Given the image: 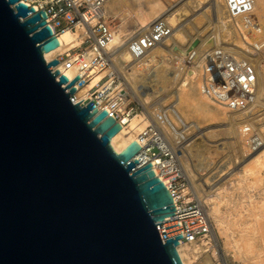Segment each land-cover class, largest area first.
Wrapping results in <instances>:
<instances>
[{
    "label": "water",
    "instance_id": "water-1",
    "mask_svg": "<svg viewBox=\"0 0 264 264\" xmlns=\"http://www.w3.org/2000/svg\"><path fill=\"white\" fill-rule=\"evenodd\" d=\"M57 45L43 10L0 0V264H182L171 194L135 142L111 148L117 121L71 101Z\"/></svg>",
    "mask_w": 264,
    "mask_h": 264
},
{
    "label": "bare ground",
    "instance_id": "bare-ground-1",
    "mask_svg": "<svg viewBox=\"0 0 264 264\" xmlns=\"http://www.w3.org/2000/svg\"><path fill=\"white\" fill-rule=\"evenodd\" d=\"M27 1L29 0H26V2ZM178 4L175 9L165 14V12L168 9L167 10L164 9V11L160 13L163 10V5L161 4L159 0H109L105 5V9L106 7H109L110 9H113L114 11H115L114 8H116V10L119 8L118 10L120 11L122 7H128L130 9L131 11L130 15L134 17L136 24L140 26L137 32L139 31L141 32V30L146 28V26L148 27L151 22H153L159 17H164L166 21L169 23V25L171 26V28H172V25H174L173 23L175 22V20L178 17H180V15L181 17L183 16V20H182L183 22L175 23V26L172 28L173 29L172 35L169 38L171 39L170 43H167L168 41L166 40L162 45L155 47L150 53L144 55L143 57L134 56L135 54L132 51H130V49L127 48V46L124 47L125 50L120 49V46H122L123 39L124 38L127 39L128 35H130L131 33H126V31L122 30L121 28H118L114 31H110V34L107 40L103 43L102 48L106 50V52L110 51L111 54L113 51L116 52L115 57L114 55L111 57L109 56L110 57L109 67L94 74V76L85 85H83L81 88H77L74 93V97L75 99L79 100L83 104H85L89 100H92L94 96L99 97L98 93H99V90L101 89L99 80L103 78L105 75L109 76L113 74L114 73L113 67L115 66L116 68H119L120 70L127 68L126 71L123 70L124 73L122 74H124V77H125L124 79H126V82H127L126 84L128 85V87H130L132 90L135 91L137 87L136 85L137 80L141 79L140 76L138 78V75H139L138 73L141 72V69L143 70L144 67L149 66V64L151 63L153 64V66H155L154 63H156L157 61L156 59H158L156 58V56L160 55V57L164 59L163 61H166L170 59L169 55L172 54L176 57V58L174 57L175 60L172 59L175 62L176 60H178L177 58L180 57V61L178 60V63L176 64V67H175L176 73L174 74L175 75L174 77H175L176 83L175 82L174 83L176 87L173 86L174 90L171 95L173 97L172 103H171L172 106L169 108V111H170V114L172 115L173 120L181 121V122L184 119L186 120L187 117L184 113L186 112L184 111V108H188L190 110L189 113H193V112L197 113V115L202 116L204 119L214 122L213 123L214 126L217 123V124H222L224 128L229 127V126H231V128L233 127V129L237 128L238 131L237 129L235 130L237 131L238 135L237 134L236 135L240 139L238 140V142L241 140H244L242 138L244 136L242 135H245V133H247L249 130H252L250 126L248 127L249 124L246 121V118L249 116V115H246L248 113L246 111L232 112L229 109H227L226 106L217 104L211 101L209 98H207L201 93L200 86H201V76L204 73V68L206 66L207 61L210 59L209 57H210L211 51L213 50V47H215V45H221V44L223 45L224 43L229 42L227 43V44H230L228 45L229 46L228 49L232 52L234 51L237 52V53H234L237 57H239L241 54L246 53L247 51L249 52V47L246 45L245 41L238 35V33L235 32L234 27L231 24V21L228 17L227 11L225 9V6L222 0H186L185 2L182 1L181 5H178ZM124 10H128V9L125 8ZM253 12L257 17L258 27L254 32L251 33L250 38L246 37V40L251 43H255V44H259V43L263 44V55H262L263 59H261V61H259L257 64V72H256L257 78H256V82L254 85L253 92L255 94L257 90L259 94L257 95L260 98V102H259L260 107L264 109V106H263L264 105V0H254ZM128 14H129V10H128ZM185 24L187 25L186 27L187 29L185 28ZM188 29H190V32L192 31V33H189L190 36H188L190 40L194 38V36H196L199 39L198 46L196 45L195 49H193L192 52L191 50L186 51L187 48L185 47L183 48L181 46L183 41H179V42H182L181 44L175 43L178 40L176 36L179 33L186 34L188 32ZM133 34H135V32ZM55 38L57 40L58 45L52 50H49L43 53V57L45 58V60H50L56 57L58 54L66 52L69 48H72V47L74 48L76 46H79L82 40L81 30L79 28H76L75 31H66L62 34H59ZM223 40H226V41L222 42ZM187 41L186 43L189 45V42ZM178 44H180L179 47L177 46ZM187 44H184V45H187ZM206 44H209V46L207 45L208 48L203 49ZM176 46H177L176 51H178V49L180 48L182 51L181 53L176 52V51L174 52ZM192 48L194 47H192V43H191L188 49H192ZM180 54L181 56H179ZM172 57L173 56H171V58ZM54 68L58 69L60 72L65 74L69 79L72 78L74 74H76V70L74 68L64 69L62 68V65L59 63L56 64ZM197 77L200 78V81L199 79H197ZM111 82L112 80L110 78H107L104 84L111 85L112 84ZM94 85H96L98 89H96L95 91H92L91 92L92 94H90L89 90L92 89ZM138 86L140 87L139 84ZM128 87L126 86L125 88L128 89ZM117 88H118V85L113 86V90L108 94L109 96L108 98L114 97L116 95L114 91L117 90ZM137 90L139 91V89ZM117 93H118V90H117ZM135 94H138L137 96H139V93H135ZM144 96H145V93L142 95L143 99H144ZM254 102L255 101H253L252 106L253 104L255 106L256 102L255 103ZM109 104L110 103L109 102L107 103V100L100 99V104L98 106L100 107L99 109L106 110L108 113L107 114L108 116L112 113L111 110L109 109ZM259 104H256V106ZM254 106H253V109H254ZM256 106H255V109H256ZM150 112L152 113V111ZM258 113H260V111ZM254 115L257 117L256 114H253V118L255 117ZM258 116H260V114ZM145 118L146 117H143L142 115H138V114L131 116V117L126 116V115L120 116L119 121H117L120 124V129L115 135L111 137L109 143L112 149L118 153L125 146H127L130 142H135L139 146V150L136 154V158L139 160L140 164L146 161L150 162L151 169L154 172L155 176H157L158 178H160L162 182H164L165 179L164 177L161 176L159 169L163 164H165V162H162V163L160 161L155 162L153 159L149 157V154L146 151L147 150L146 142L149 140L150 137H148V134L146 137V133H145L146 125H147L146 123H148L149 121ZM250 118L252 119V117ZM168 123L170 122H167V124ZM257 126H259V123ZM162 127L164 128V126ZM257 128L255 130H257ZM225 129L227 130L229 128H225ZM208 130L210 129H207V130L205 129V131H208ZM235 130H233L234 133L236 132ZM261 138L263 137H261L260 131H256V134H254L253 136H250V138H246V141H247L246 144L248 145L246 150L243 149V146L242 148L240 146V148L242 149V152L240 153L246 155L247 152H249L248 153L249 158L248 160L247 159L245 160L246 163L243 162L244 164L240 165L242 166L241 168L238 167L240 169H238L237 172L233 171L236 174L235 178L231 179V181L229 182H226V184L224 181V184L222 182V184L217 185L216 187L214 186L213 182H210V183L206 182V185L210 184L214 186L213 190L217 191V193L219 194L221 206L223 205L225 207L228 206V208L230 207L233 208L232 213L233 211L235 212V210H236V213L237 211H240V209L237 210V208H240L238 207V205L240 206L241 204L242 205L247 204L250 208L249 210V208L247 207L248 209L247 211H250L248 212L250 213L248 214V217H251L250 221H249V218L245 219L240 213H237L236 215H234L235 217H233L234 222L227 224L226 221L223 219V217L213 213L211 209H209V207L207 208V205H209V203L213 200V197L210 194H206L204 196L202 195L201 197V195L199 194L200 195L199 200H201L202 205L204 204V207L206 209L205 213H207L206 214L207 218L212 217L215 222V226H213V224H211L210 222L211 218L210 219L208 218L209 233L206 236H204L203 239L204 240L208 239L209 242H212V247H213L212 254H215L216 256L217 255L220 256L219 260H221V262L223 259H220V258H225V252L223 251V249L221 248L218 242L217 234H220V236L224 234L226 235L229 234L231 236V246L233 248H237L238 250L241 251L242 255L248 257L246 261L247 264H262L261 262H264V258H263L264 256V222L261 221L264 217V184L262 185L261 183V180L264 178V143H262V141L264 140H261ZM160 141L161 140L159 139V144H160ZM241 143L243 142H240V144ZM164 144L167 147V143L165 142ZM160 145L164 146L163 144H160ZM231 153L233 152L231 151ZM240 158L241 157L239 156V159ZM236 160L235 162H238ZM228 166H229V163H228ZM188 174H191V172H189ZM191 178L194 179L193 177ZM197 184L195 185L197 186ZM255 186H257V192H256L257 196H255L256 198L253 196V199H252V196L250 197L249 193H250V190L253 192L252 189H255ZM234 189L235 190L237 189V191L239 190L238 191L239 193H236L234 195L233 193L235 191ZM250 194L252 195V193ZM227 195L229 197L228 199L225 197ZM251 204H253L252 206H254V208H252ZM252 209L253 210L255 209V210L253 211ZM224 211H227V209H225ZM241 211H243V209H241ZM247 220L249 222H247ZM259 220L262 223L261 224L259 223L258 225ZM237 228L241 229V231L239 230V232H243L241 233L242 235L240 236L237 235L239 236L238 239L235 237V231L237 230ZM237 231H236V234H237ZM239 232L238 234H240ZM202 242L204 244L206 241L205 242L202 241ZM199 244L200 243H192V244L180 243L176 246V251L178 253V256L182 264L195 263L196 258L199 256L201 251H203V249L205 248V247L202 248L198 246ZM206 257L207 258L202 264H213L212 261L209 259V256H206ZM262 258H263V261L260 260ZM257 259L259 260L260 263H258Z\"/></svg>",
    "mask_w": 264,
    "mask_h": 264
},
{
    "label": "built area",
    "instance_id": "built-area-1",
    "mask_svg": "<svg viewBox=\"0 0 264 264\" xmlns=\"http://www.w3.org/2000/svg\"><path fill=\"white\" fill-rule=\"evenodd\" d=\"M108 1L29 0L26 2V0H22L26 6L33 7L34 11H44L45 24L50 28L54 37L66 31H75L76 28L81 30L80 45L83 47L79 45L69 48L66 52L50 59L57 60V64H61L64 69L74 68L76 74L69 79L58 69L49 68L52 72L57 70L58 75H64L68 81L78 76L73 84L75 89L81 88L94 74L109 67V53L102 48L114 25L110 21L113 15L105 10ZM164 1L170 3L166 8L167 11L175 9V0ZM222 1L235 32L245 41L249 47V52L237 57L231 53L232 51L225 53L219 47L213 48L201 76L200 90L211 101L226 106L232 112H240L249 108L254 99L253 89L257 78V64L262 59L263 44H255L246 40V37L250 38L251 33L258 27V20L253 12L254 0ZM171 35V26L164 17H159L151 22L146 30L130 38L127 42V48L135 54L134 56L143 57L155 47L162 45ZM50 60L45 61L49 62ZM114 77L116 76L113 73L109 76L105 75L99 80L101 87L98 93L99 97L94 96L91 101L95 107H98L100 99L107 100L112 112L109 116L115 121H119L120 116H130L136 112V108L123 104L121 100L118 101L114 97L108 98L113 86L104 83L107 78H110L111 83H113ZM65 86L66 84L62 87ZM65 92H68V89H65ZM70 99L73 103L79 102L75 99L74 94L70 96ZM147 142L146 151L149 157L155 162H165L159 169L161 176L165 179L164 182L156 177L171 194L174 210L173 214L164 218L163 222L177 220L181 236L185 240L180 243H199L209 233V221L203 205L191 195L182 173L171 165L170 157L166 159V146H161L159 139L156 138L151 139L148 144ZM153 146L157 152L150 151L154 148Z\"/></svg>",
    "mask_w": 264,
    "mask_h": 264
},
{
    "label": "rangeland",
    "instance_id": "rangeland-1",
    "mask_svg": "<svg viewBox=\"0 0 264 264\" xmlns=\"http://www.w3.org/2000/svg\"><path fill=\"white\" fill-rule=\"evenodd\" d=\"M159 1L163 5V10L160 12V13H162L164 11V9H166L167 6L170 5V3L167 1L165 2L164 0H159ZM175 1H176V3H175L174 8H176L178 3H179L178 5H181L182 1L185 2L186 0H178V1L175 0ZM125 8L129 10V14H128V10H124ZM114 9L117 13L113 9H110L109 7H106V9H105L106 11H109L113 15L111 20H110V21H112V23H114V25L112 26L113 29L111 31H114L118 28H121L122 30L126 31V33H131L130 35H128L127 39L126 38L123 39L122 46H120V49L125 50L124 47L127 46L128 40L130 38L134 37V35H136V33L140 32V31L137 32L138 28L140 26L136 24L134 17L132 15H130L131 11L128 7H122L121 11L118 10L119 8L117 9L118 11L116 10V8H114ZM169 11H166L165 14L168 13ZM120 13L123 15V17ZM124 13H126V14H124ZM175 18H177V17H175ZM182 20H183V16L181 17V15H180V17H178L175 20V22L173 23L174 25H172V28L175 26V23H180V22L182 23L183 22ZM169 22H170V20H169ZM186 24H187V22H186ZM186 24H185V28L187 27ZM146 28H147V26H146ZM146 28H144L143 30H146ZM143 30H141V31H143ZM134 32H135V34H133ZM189 33H192V31L190 32V29H188V32L186 34L179 33L177 35L178 37L176 36V38H178V40L176 39L177 42H175V43L181 44L182 42H179V41H183L181 46L183 48L184 47L187 48L186 51L191 50V52H192L193 49H195V47H196L195 46L192 49H188L190 44L192 43V40L196 39L198 41L199 39L196 36H194V38H192L190 40L188 38V36H190ZM183 38H184V40H183ZM170 40L171 39L167 40L168 41L167 43H170ZM185 40L186 41L189 40V41H187V42H189V45L186 43ZM225 41L226 40H223L222 42H225ZM227 43H229V42H227ZM227 43H224L223 45L222 44L221 45H215V47H213V48H217V46H219V48L222 49L223 52L230 51L228 49V47H229L228 45H230V44H227ZM180 44H178L177 46L179 47ZM184 44H187V45H184ZM198 44H199V41L197 43V46H198ZM207 45L209 46V44H206L203 49L208 48ZM80 46L83 47V45H80ZM177 46H176L174 52L176 51ZM176 52L181 53L182 51L179 48L178 51H176ZM108 53H110L109 54L110 57L113 55L115 57L116 52L113 51L111 54V52L109 51ZM231 53H233V55H235L234 53H237V52L234 51ZM169 56H170L169 57L170 59L166 60V61H163L164 59H162L160 57V55L156 56V58H158V59H156L157 61H156V63H154L155 66H153V64L151 63V64H149V66L144 67L143 70L141 69V72L138 73L139 74L138 78L140 76L141 79L137 80V84H136L137 87L135 90L136 92L134 90H132L130 87H128V85L126 84L127 83L126 79H124L125 78L124 74H122V73H124L123 70L126 71L127 68L120 70L119 68H116V66L113 67L114 76H116V77H114V79H113L112 86L118 85V88H117L118 93H117V90L114 91V93L116 94V95L114 94L115 95L114 98H116L118 101L121 100L123 102V104H127L128 106L131 105L133 108H136V112L131 114L130 117L138 114V115H142L143 117H146L145 119H147L149 121L148 122L149 124L146 123L147 125H146V131H145L146 137H147V134H148V137H150L147 144L151 141V139H154V138L160 139L161 140L160 144H163L164 146H166L164 143L165 142L167 143V147H165L166 148L165 153L167 154L166 159H168L170 157L169 160L171 161V165H173L174 168L176 167L177 169L180 170V172L182 173V175L185 179V183L187 184L188 190L190 191L191 195L195 199L199 200L200 195L202 197V195L204 196L206 194H210L213 197V200L209 203V205H207V208L209 207V209H211V211L213 213L223 217V219L226 221L227 224L234 222L233 217H235L234 215H236L237 213H240L245 219L249 218V221H250L251 217H248V214H250L248 212H250V211H247L248 210L247 207L249 208V206L247 204H246L247 206L245 204H244L245 206L242 204L240 206L238 205V207H240V208H237V210L240 209V211H237V213H236V210L234 209L235 212L233 211V213H232V210H233L232 207H230L231 208L230 209V208H228V206H226L227 207L226 208L225 206L222 205L223 206V208H222V206L220 204L219 194L217 193V191L213 190V187L214 186L216 187L217 185L222 184V182L224 184V181H225V184H226V182L231 181V179L235 178L236 174L234 172H237L238 169H240L242 167V166H240L241 164L243 165L244 163H246L245 160L246 159L248 160V158H249L248 153L249 152H247V154H246L247 156L240 153V152H242V149H241L242 146H243L244 150H246L248 147V145L246 144L247 143L246 138H250V136H253L254 134H256V131H260L261 137H263V138H261V140H264V109L262 107H260V104H259L260 98L258 97L259 94L256 90V92L254 94V98H256V99H253V101L256 102V103L254 102L255 106H256V104H259L256 106V109H255L254 104H253L254 109H253V106L251 104L250 105L251 108H247L246 110H244L248 113L246 115H249L250 117H252V119L249 116L246 118V121L249 124L248 127L250 126L252 130H249L247 132L248 134L245 133V135H242L245 138L242 137L244 140H241L239 142H238V140H240V139L237 136L238 135L237 134V131H238L237 128L233 129V127L231 128V126H229V127H225V128H229L226 130L222 124H217V123L214 126L213 125L214 122L204 119L202 116L197 115V113H195V112L189 113L190 110L188 108H184V111H186V112H184L186 117H187L186 120L184 119L182 122L181 121H174L172 118V115L170 114L169 108L172 106L171 103H172L173 97L171 95H172V92L174 90L173 86L176 87V85H175L176 80L174 77L175 76L174 74L176 73L175 67H176V64L178 63V60L180 61V57L177 56L178 60H176V62H175L174 60L176 57L172 54ZM171 56H173V57L171 58ZM179 56H181V54ZM172 59H174V60H172ZM197 79H199V81H200V78L197 77ZM138 81H139V83H138ZM138 84L140 85V87L138 86ZM126 86L128 87V89L125 88ZM143 86H145V87H143ZM96 89H98V87L96 85H94L92 87V89L89 90L90 94H92L91 92L95 91ZM137 89H139L140 92ZM141 90H142V92H141ZM143 91L145 93L144 99L142 97V95L144 94ZM135 93H139V96H137L138 94H135ZM255 95H256V97H255ZM142 99L144 101L146 99V101L144 102ZM253 101H252V103H253ZM182 110H183V108H182ZM247 110H249V111H247ZM150 111H152V113ZM259 111H260V113H258ZM257 113H258V115L260 114V116H258ZM253 114H256L257 117L254 115L255 117L253 118ZM261 114H263V115H261ZM165 116L166 117L168 116V117L166 118ZM250 119H251V121L253 120L252 121L253 123L250 121ZM167 122H170V123L167 124ZM258 123H259L260 127L257 126ZM255 124L258 128L255 126ZM162 126H164L165 129ZM256 128H257V130H255ZM205 129L206 130L210 129V130L205 131ZM232 129L233 130L237 129V131L235 130L236 132L234 133V131ZM224 135H226V136H224ZM240 142H243V143L240 144ZM262 143H264V141H262ZM240 146H241V148H240ZM237 148H238V150H237ZM150 151L157 152V149L154 147ZM231 151L233 153H231ZM114 152H116V151H114ZM232 154H233V156H232ZM239 156L241 157L240 159H239ZM202 157H203V159H202ZM234 157H235V159H234ZM229 160H230V162H229ZM235 160L238 162H235ZM228 163H229V166H228ZM238 167H240V168H238ZM188 171L191 172V174H188L189 173ZM189 175L191 177H193L194 179H192ZM221 178L223 179V181ZM206 182H208V183L213 182L214 186H212L210 184L206 185ZM194 183L195 184L198 183L197 186ZM261 183H262V185L264 184V178L261 180ZM200 186H201V188H200ZM196 187H197V189H196ZM252 190L255 193H253L250 190V193H252V195L249 193V196L250 197L252 196V199H253V196L254 197L257 196V194H256L257 186H255V189H252ZM238 191L236 189L233 192L234 195L236 193H239ZM231 195H232V193H231ZM225 197L227 199L229 198L228 195ZM199 201L201 202V200H199ZM201 204H202V202H201ZM252 205L253 204H251V206ZM203 207H204V204H203ZM252 208H254V206H252ZM225 209H227V211L230 209L231 211L230 210L228 212L224 211ZM241 209H243V211H241ZM204 210L206 212L205 207H204ZM249 210H250V208H249ZM249 216H251V215H249ZM210 218H211V220H210L211 224H213V226H215V222H214L213 218L212 217H210ZM249 221L247 220V222H249ZM261 221L264 222V217ZM262 222H260V220H259L258 225H259V223L261 224ZM245 224H246V222H245ZM237 230H236L237 234L235 231V237L238 239L239 236L242 235L241 233H243V232H239V230L241 231V229L237 228ZM238 232L240 234H238ZM237 235H239V236H237ZM217 237H218V242H219L221 248L225 252V258H220V259H223L222 262L224 264H247L246 261H247L248 257L242 255L240 250H238L237 248H233L231 246V236L229 234H227V235L224 234L221 236H220V234H217ZM202 241H204V242L206 241V242L203 244ZM199 243L200 244L198 246H200L202 248L205 247V248L203 249V251H201L199 256L196 258L195 263H193V264H202L205 261V259L207 258L206 256H209V259L212 261L213 264H223L221 262V260H219L220 256H218V255L216 256L215 254H212L213 253L212 242H209L208 239H206V240L203 239ZM263 258H264V256H263ZM263 258L260 260L263 261ZM258 263H260L259 260H258ZM261 263L264 264V262H261ZM190 264H192V263H190Z\"/></svg>",
    "mask_w": 264,
    "mask_h": 264
}]
</instances>
